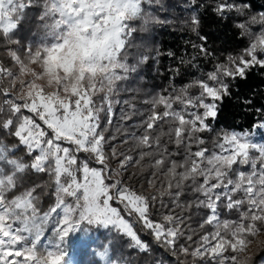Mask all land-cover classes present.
<instances>
[{
	"label": "snow or ice",
	"instance_id": "6c2138e0",
	"mask_svg": "<svg viewBox=\"0 0 264 264\" xmlns=\"http://www.w3.org/2000/svg\"><path fill=\"white\" fill-rule=\"evenodd\" d=\"M204 6L181 5L201 41L186 63L199 69L194 61L203 58L212 69L142 99L143 108L135 96L119 98L121 90L139 92L121 82L150 59L131 51L134 37L173 23L157 14L169 11L162 0H0V264H77L69 251L77 234L78 253L94 257L88 264H140L135 257L165 264L140 231L176 264H264V142L256 140L264 116L248 128L216 127L226 100L255 107L242 82L264 70V11L246 15L248 0H214L218 19L245 17L233 26L248 38L220 60L199 32ZM114 105L127 150L112 143L115 133L106 135ZM132 168L151 170L147 188L124 179ZM40 174L55 185L43 211V185L29 183ZM93 230H103L102 242Z\"/></svg>",
	"mask_w": 264,
	"mask_h": 264
},
{
	"label": "trees",
	"instance_id": "16d2710c",
	"mask_svg": "<svg viewBox=\"0 0 264 264\" xmlns=\"http://www.w3.org/2000/svg\"><path fill=\"white\" fill-rule=\"evenodd\" d=\"M164 7L169 11L158 12L157 14L164 17L167 16L173 20L172 24L167 26H156L153 33L150 34H137L134 37L135 43L138 45L137 48L131 49L132 52H144L150 57L149 61L141 65L138 72L132 74L131 78L126 82H121L124 89L135 85L139 92H129L126 90H121L120 99L130 98L135 96V103L138 107L147 108L148 105H142L140 101L144 98L150 97L154 94L162 92L164 89L172 91L173 86L178 90L179 87L191 82L193 79H202L203 73L212 69L211 61L205 62L203 58H198L195 63L199 64V69H193L190 64L186 63L191 60L194 55H196V49L192 48L193 43H200L197 35L192 32V25L190 23V16L188 12L181 8V5L185 3V0H162ZM205 4L204 7L199 9V18L201 20L199 32L202 35H207L208 47L215 50L216 54L220 56V60L228 54H236L243 47L247 46L248 38L240 37L238 28H235L234 21L242 20L245 17H240L236 13H229L227 18L224 20L218 19L212 12L211 7L214 4V0H200ZM231 2V0H230ZM239 3L240 0H235ZM252 7L250 10H246V15L248 12L258 13L264 11V0H248ZM30 11H38L36 9ZM260 26H253V30L256 31ZM31 24L25 28V31L21 35H28L31 32ZM35 39V37H32ZM146 49H151L146 51ZM162 53L151 59L156 51ZM168 52L173 53L170 57ZM131 58V57H130ZM181 60L185 63H181ZM179 67V73L170 72L169 69H175ZM171 77V81L169 80ZM244 88L242 93L244 95L252 96L254 100L255 107L251 111L242 110L239 101L236 100H226L225 104L222 106V112L219 120L216 122V127H231L234 129L248 128L253 117L264 116V112L257 113L256 107L264 106V70L256 69L250 74L247 81L242 82ZM191 93L195 94L198 90L193 88L189 90ZM167 94V93H165ZM114 110L116 116L113 118V124L106 135L116 134L117 140L112 143L116 146L118 151L127 150L129 144H122L120 141L124 138L122 133H116V127L121 124L119 120L121 105H114ZM162 110V109H158ZM104 114H101V123L104 122ZM134 120H139L141 117H133ZM128 123H131L129 121ZM208 135V134H205ZM6 142H10L11 138L5 137ZM256 140L264 142V135L259 133L256 136ZM172 146H170L171 148ZM29 157L25 156V160ZM115 164V162H112ZM135 172L137 175L132 177L131 180L128 179L129 174ZM151 170L145 169L143 172L139 168H132L129 173H125L124 179L130 183L133 187L140 189V185L143 184L144 188H147V178L150 175ZM40 183L43 185L41 188L37 189V192L46 193L42 196L41 210H46L47 207L53 202L52 193L54 191L55 185L49 180L46 174L32 175L29 179V183ZM143 190V189H140ZM155 190L148 189L145 192L146 195H151ZM155 218V217H154ZM138 231L139 226H137ZM96 242L100 243L104 239L103 230H93ZM203 231V230H199ZM141 238L150 243L153 247L154 255L158 259H162L165 264H176V260L172 258L165 250H162L156 245V242L152 239L145 231H140ZM259 240H264L263 238ZM183 242V241H181ZM80 240L79 234L75 238H72V242L69 245L70 255L76 259L77 264H88L89 260L94 259V257L88 254L78 253L77 249L79 247ZM259 244L253 248L254 251ZM95 248V245H93ZM140 264H143L142 257H135ZM259 259V257H257ZM186 264H191L189 259Z\"/></svg>",
	"mask_w": 264,
	"mask_h": 264
},
{
	"label": "rangeland",
	"instance_id": "374dc122",
	"mask_svg": "<svg viewBox=\"0 0 264 264\" xmlns=\"http://www.w3.org/2000/svg\"><path fill=\"white\" fill-rule=\"evenodd\" d=\"M113 166H115V164H113ZM261 238L264 239V237H261ZM261 238H259V239H261ZM258 244H259V240H258V242L256 244L251 245L250 251H252L253 248H255Z\"/></svg>",
	"mask_w": 264,
	"mask_h": 264
}]
</instances>
